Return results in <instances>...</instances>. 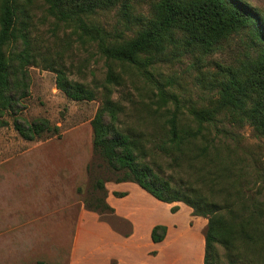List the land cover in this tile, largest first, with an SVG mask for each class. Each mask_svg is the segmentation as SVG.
I'll use <instances>...</instances> for the list:
<instances>
[{"label":"trees","instance_id":"16d2710c","mask_svg":"<svg viewBox=\"0 0 264 264\" xmlns=\"http://www.w3.org/2000/svg\"><path fill=\"white\" fill-rule=\"evenodd\" d=\"M37 2L0 0V127L7 125L4 116L19 110V97L25 96L22 90L28 79L26 69L41 58L31 39ZM41 2L49 17L72 27L78 40L95 45L106 61L105 79L92 89L67 80L61 69L41 59L56 74L57 89L69 100L93 101L99 96L100 105L90 124L93 150L114 176L106 181L135 183L160 202L183 203L194 216L206 218L203 264H220L218 248L226 264H264V254H259L264 252V202L250 195L252 172L246 161L250 157V168L261 176L264 170L256 171L255 165L264 167V157L261 160L244 151L226 127L246 123L264 137L263 16L240 0ZM143 6L147 12L137 14ZM113 10L118 21L107 31L99 17ZM232 35L245 36L237 65L216 62L213 73L204 70L211 64L208 58L222 51ZM14 47L20 50L12 53ZM184 57L202 70L200 82H206V89L217 96L212 105L186 103L172 91L175 79L155 71L158 65ZM120 66L136 71L156 92L155 120L161 123L156 140L131 128L122 129L123 107L112 99L113 90L125 84L116 72ZM14 89H21L19 97ZM13 128L26 141L59 136L58 127L47 119L31 123L14 119ZM151 156L167 159L175 175L164 176L161 167L155 171L146 161ZM94 190L97 195L92 201L83 198L85 209L112 213L105 201L104 181L98 179ZM166 231L165 226H155L151 241L162 242Z\"/></svg>","mask_w":264,"mask_h":264},{"label":"rangeland","instance_id":"374dc122","mask_svg":"<svg viewBox=\"0 0 264 264\" xmlns=\"http://www.w3.org/2000/svg\"><path fill=\"white\" fill-rule=\"evenodd\" d=\"M240 1L248 4L264 18V0ZM36 5L31 39L36 43L41 58L36 65L26 69L28 79L22 90L25 91V96L19 97L21 89L13 90L15 97H19L21 101L16 113L3 118L7 125L0 127V158L40 162L44 164L40 167L47 170L48 174L57 170L59 180L63 182L64 195L53 194L46 181L30 177L28 167L13 164L7 165L5 169L0 168L1 238L10 237L19 242L17 260L20 264L34 261L39 263L43 260L48 264H71L72 256L73 264L80 259H83L84 264H120L118 255L124 257L122 264H138L141 261L146 262L147 254L153 260L151 264H203L206 218L194 216L192 212L188 214L184 210L179 213L171 212L175 207L170 208V214H175L177 223L170 224L169 234L162 241L163 244H160L161 242L153 243L150 234L155 226L166 225L163 223L167 219L164 215H155L153 221L159 220L163 224L155 223L147 234L146 227L151 222L145 224L144 215L140 218L131 217L132 219L122 217L109 204L112 213H97L85 209L83 198L92 201L97 195L94 186L98 179L104 181L106 195V185L115 183L106 181L108 178L114 179V176L108 171L102 158L94 152L92 145L90 123L101 100L99 96L93 101L79 102L66 98L57 89L56 74L45 68L48 64H44L41 59L44 58L47 63L61 69L67 80L82 83L92 89L103 83L106 61L97 52L95 45L80 42L72 27L59 24L49 17L41 0ZM146 7L137 9V14H145ZM99 21L107 31H112L118 21L116 11L100 15ZM120 28L123 29L122 25ZM127 35L131 37L133 32ZM244 41L245 36L232 35L222 51L208 58L210 66L203 69L213 73V64L216 62L237 65L245 49ZM11 50L12 53H17L20 48L14 47ZM155 71L163 77L175 79L177 84L172 91L185 99L186 103L189 101L196 105L209 106L216 100L215 93L206 89V82H200L202 70L194 66L189 57L182 58L180 62L158 65ZM116 72L122 75L125 82L123 86L113 90L112 96L123 107L120 121L125 127L122 129L131 128L151 135L156 140L161 134V123L155 120L156 92L146 86L143 78L133 69L120 66L116 68ZM154 77L159 79L157 75ZM14 119L22 123L47 119L52 126L58 127L59 136L26 141L13 128ZM226 127L237 136L244 151L263 159L264 137H259L246 123ZM146 161L155 171L161 167L164 176L175 175L168 168V160L163 157L151 156ZM246 161L251 169L250 173L252 172L249 178L252 181L250 195L264 202V172L259 176L254 168H250V164L253 166L251 158L246 157ZM255 167L256 171L264 170L258 163ZM134 194L130 195L125 207L122 205L130 214H135ZM114 196L122 198L126 193H114ZM81 211L88 213L85 218H79ZM13 227H17V230L13 231ZM110 233L117 236L113 244ZM151 243L156 248L148 253ZM11 254L14 253L6 251L0 255L12 257ZM259 254L263 255L264 252ZM218 255L220 264H226L221 248H218ZM7 257L4 258L6 263L9 258Z\"/></svg>","mask_w":264,"mask_h":264},{"label":"crops","instance_id":"0c3cea01","mask_svg":"<svg viewBox=\"0 0 264 264\" xmlns=\"http://www.w3.org/2000/svg\"><path fill=\"white\" fill-rule=\"evenodd\" d=\"M17 165L18 167H23L26 168L28 167L29 169H27V172L30 173V177H36L41 181H46L49 184V188L50 191H52L53 194L57 193L59 196H63L64 194L63 192V182L61 180H59V176L56 171H52V173L48 174L47 170H43L40 166L44 165L43 163L37 162V163H33L32 161H27V162H21V161H16L13 159H1L0 158V168L5 169L7 167V165ZM38 166V168H37ZM40 167V168H39ZM50 177V178H49ZM37 181V182H38ZM37 186V185H36ZM107 195H106V202L107 204H109L110 206H112L114 208V210L116 211V213L119 216L122 217H139L144 215L146 219L145 224H148L151 222V224L146 227V233L148 234V232H150V229L153 225H155V223H158L159 220L153 221L155 218V215L157 216L159 215H164V217H166V221H163L164 225L166 226V235L165 238L163 240V242L165 241V239L167 238L169 231H170V224L173 222L177 223V217L175 216V214H170V208L175 207L176 211H178L177 213L181 212V211H185L188 214L190 212H192V210L184 205L183 203L180 202H176V203H171V204H164L163 202H160L156 199H154L152 196H150L149 194H146V192H144L139 186H137L136 184L131 182H122V183H114V184H107ZM134 192H136V195L134 194ZM48 193V191H47ZM114 193H126L125 197L122 198H117L114 196ZM134 194L136 197V201L135 203H133L135 206H133L135 214H130L128 213L124 207L125 204L127 202V200L129 199L131 194ZM124 207H123V206ZM170 206V207H169ZM88 213H86L85 211H81L80 212V216L79 218H85L87 216ZM175 218V220H174ZM132 219V218H131ZM138 219V218H137ZM153 221V222H152ZM159 223H162V221H160ZM162 223V224H163ZM174 225L172 224V227ZM13 231L17 230V227L12 229ZM148 236V235H147ZM2 235L0 234V254H4V252L6 251H10L12 257L10 256H2L0 255V264H20V261L17 260V254H18V249L17 246L19 245V242L17 240H12L10 237L6 238V239H2L1 238ZM116 235H114L113 233H110V241L113 244V241L115 243V239H116ZM149 239V236H148ZM150 242V240L148 241ZM163 242H161L160 244H163ZM159 244V245H160ZM10 245V246H9ZM9 246V247H8ZM8 248V249H7ZM156 245L154 244H150V249L148 250V253L152 250H155ZM112 250V249H110ZM25 255H28L25 252H22ZM8 258V263H6L4 258ZM12 258V259H10ZM146 262L141 261L138 262V264H151L152 263V259L151 257H149V255H146ZM118 259L120 260V264H122L124 262V257L119 256L118 255ZM77 262H75V264H84L83 263V259L80 260H76ZM39 262H44V264H48V262L46 260L43 261H39ZM37 262H29L28 264H36ZM71 264H73V256H72V260H71Z\"/></svg>","mask_w":264,"mask_h":264}]
</instances>
